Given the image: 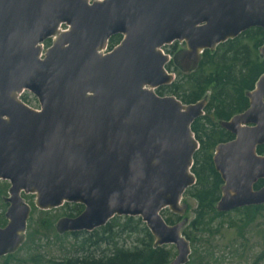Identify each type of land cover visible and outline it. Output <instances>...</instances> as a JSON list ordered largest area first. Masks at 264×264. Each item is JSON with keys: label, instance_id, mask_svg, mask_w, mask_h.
I'll use <instances>...</instances> for the list:
<instances>
[{"label": "water", "instance_id": "water-1", "mask_svg": "<svg viewBox=\"0 0 264 264\" xmlns=\"http://www.w3.org/2000/svg\"><path fill=\"white\" fill-rule=\"evenodd\" d=\"M253 27L264 30V0H0V180L10 183L0 258L23 245L32 211L23 194H32L43 211L84 207L56 221L60 235L140 217L155 247H176L170 264H187L183 198L196 184L192 125L207 97L185 104L156 90L174 82L171 60L195 70L205 50ZM176 41L185 47L162 51ZM25 91L40 110L22 100ZM246 95L249 107L220 121L234 138L213 151L218 212L264 205V185L254 188L264 180V72ZM166 209L181 220L168 224Z\"/></svg>", "mask_w": 264, "mask_h": 264}, {"label": "trees", "instance_id": "trees-1", "mask_svg": "<svg viewBox=\"0 0 264 264\" xmlns=\"http://www.w3.org/2000/svg\"><path fill=\"white\" fill-rule=\"evenodd\" d=\"M121 39L120 34L112 36L109 49L116 46ZM263 43L264 30L253 27L220 44L214 51L205 50L195 70H191L189 64L170 62L167 69L176 74V79L170 85L161 86L156 90L161 96L174 95L185 104L196 103L207 97L205 114L192 125L200 147L194 155L192 167L196 184L187 190L186 195L197 201V207L193 221L184 229L183 234L193 246L198 234L201 237H209L210 233H217L228 227L226 224L230 227L240 225L243 228H252L254 224L259 225V218H264V205H257L237 208L233 210L237 212V220L232 218L227 223L224 221V217L231 211L218 212L215 209L221 196L223 181L212 158L217 144L234 138L232 133L220 126V121L229 120L249 107L246 93L254 88L258 77L264 72V57H261L259 52ZM165 50L175 54L179 50V42H174ZM22 98L29 103L26 94ZM257 152H261V147ZM262 183V180L258 181L255 189ZM5 190L6 186L1 185L0 196ZM64 206L70 207L68 203ZM83 209L81 204H74L67 215L77 216ZM165 212L169 216L166 217ZM42 213H51V210ZM162 215L168 224H173L175 218L177 219L168 209L164 210ZM218 220L219 224L215 225L214 222ZM46 223H51L49 218L43 220L42 226ZM5 224L6 219L2 212L0 226ZM213 230L215 231L212 232ZM261 231L264 233V228ZM123 234L125 237L135 236L134 243L126 244L127 238H124ZM57 236L63 240L73 238L75 244L61 260H47L49 264H170L175 255L172 245L154 246V237L140 217L116 216L105 226L92 232L82 231ZM15 258L14 253L7 255L6 264H10ZM30 259L38 264L42 261L38 253H34ZM256 261H264V245ZM199 264H218V261L215 258L213 262L205 260Z\"/></svg>", "mask_w": 264, "mask_h": 264}, {"label": "rangeland", "instance_id": "rangeland-1", "mask_svg": "<svg viewBox=\"0 0 264 264\" xmlns=\"http://www.w3.org/2000/svg\"><path fill=\"white\" fill-rule=\"evenodd\" d=\"M45 45L46 44H44V46ZM184 47L185 44L179 42V49ZM174 75L176 77V74ZM26 95L29 105L36 107V97L30 92L26 93ZM1 185L6 186V190L5 193L0 196V213L3 212L4 218L6 219L5 212L8 205L4 202L3 198L8 196L10 183L6 180H0V187ZM24 198L31 205L32 211L28 220L23 246H21V248H19L14 253L16 260L13 259L10 264H38L37 262H33L30 259L34 253L40 254V258L42 260L40 264H49V262H47L49 259L54 261L61 260L64 255H66L71 250V247L75 244V240L73 238L64 240L62 238H58L57 235L62 236L63 234L60 235L56 231L55 223L60 217L68 216L67 213L70 212V208H72L74 204L68 203L70 207L62 206L51 210V213H42L43 210L38 209L35 205L34 195L25 194ZM183 201L189 206V210L183 216L188 218L189 222L187 226H189L195 217L194 210L197 207V201L188 195H185ZM169 212L172 213L171 211ZM164 215L166 217L167 215L169 216L167 212H165ZM175 216H177V219L175 218L174 223L180 221L182 218L178 215ZM237 217V212L231 211L228 216L224 217V221L227 223L232 218L237 220ZM46 218H49L51 223H46V225L43 227L42 223ZM218 222H220V220L214 222V224L217 225L219 224ZM259 222L260 223L258 226L254 224L252 228H243L240 225L239 227H230L228 224H226L228 227L221 229L220 232L210 233L209 237H201L198 234L194 246L191 245L192 253L190 255L188 264H199L201 261L205 260L213 262L215 258L218 261V264H264V261H256V258L262 251L264 245V233L261 231L264 228V218H259ZM187 226L185 228H187ZM214 231L215 230L212 232ZM123 237L127 238L125 243L128 245H132V243L135 241V236H131L132 238L125 237L123 234ZM104 249H106V246H104ZM174 252L175 258L177 255L175 246ZM5 258L6 256L0 258V264H6Z\"/></svg>", "mask_w": 264, "mask_h": 264}, {"label": "flooded vegetation", "instance_id": "flooded-vegetation-1", "mask_svg": "<svg viewBox=\"0 0 264 264\" xmlns=\"http://www.w3.org/2000/svg\"><path fill=\"white\" fill-rule=\"evenodd\" d=\"M183 64H187L188 65V63H186V62H182ZM261 147V152L259 153V154H261V155H263L264 154V145H260V146H258V148H260ZM257 148V149H258ZM262 181H263V183L261 184V186L259 187V188H256V189H260L261 187H263V185H264V180L263 179H261ZM261 180H259V181H261ZM255 188V187H254Z\"/></svg>", "mask_w": 264, "mask_h": 264}, {"label": "built area", "instance_id": "built-area-1", "mask_svg": "<svg viewBox=\"0 0 264 264\" xmlns=\"http://www.w3.org/2000/svg\"><path fill=\"white\" fill-rule=\"evenodd\" d=\"M44 44H46V43H43V44H42V50H43V52H42V54H41V57L44 55L46 49L48 48V46L45 45V46H46V47H45Z\"/></svg>", "mask_w": 264, "mask_h": 264}]
</instances>
